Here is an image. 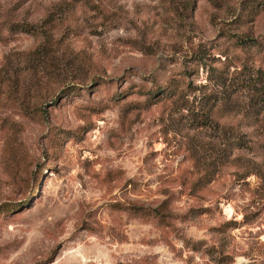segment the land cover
<instances>
[{"label":"rangeland","instance_id":"rangeland-1","mask_svg":"<svg viewBox=\"0 0 264 264\" xmlns=\"http://www.w3.org/2000/svg\"><path fill=\"white\" fill-rule=\"evenodd\" d=\"M0 264H264V0H0Z\"/></svg>","mask_w":264,"mask_h":264}]
</instances>
